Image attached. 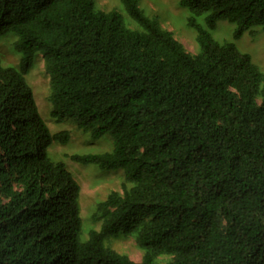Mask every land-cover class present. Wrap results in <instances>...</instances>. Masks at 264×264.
Here are the masks:
<instances>
[{
  "label": "trees",
  "instance_id": "obj_1",
  "mask_svg": "<svg viewBox=\"0 0 264 264\" xmlns=\"http://www.w3.org/2000/svg\"><path fill=\"white\" fill-rule=\"evenodd\" d=\"M119 12L94 0H0V264H264V73L235 42L264 32V0H177L189 54L138 0ZM233 28L217 42L218 24ZM41 56L55 122L77 121L110 152L72 163L121 172L86 237L80 188L49 149L51 133L26 82ZM118 236L135 263L107 246Z\"/></svg>",
  "mask_w": 264,
  "mask_h": 264
},
{
  "label": "rangeland",
  "instance_id": "obj_2",
  "mask_svg": "<svg viewBox=\"0 0 264 264\" xmlns=\"http://www.w3.org/2000/svg\"><path fill=\"white\" fill-rule=\"evenodd\" d=\"M99 11L109 13L121 11L118 0H94ZM140 8L148 16L156 17L161 27L170 32L180 42L185 50L195 55L196 45L193 33L185 27V12L178 8L177 0H138ZM125 16V15H124ZM233 28L226 23H219L217 30L212 34L218 42H231ZM12 39H0V59L5 67L18 68L19 58L13 52ZM235 45L239 52L248 54L252 61L264 73V32L254 37L245 34ZM26 82L30 87L34 101L41 119L45 122L51 133L67 131L68 143L65 145H54L49 149L52 160L62 162L80 188L79 206L82 221V232L86 237L90 228L99 229V224L89 223L95 206L103 201L113 191L120 192L122 180L121 172L99 171L93 165L81 166L72 163L67 157L71 155L85 156L110 152L112 150L111 140L108 136H102L95 140L89 134L79 130L77 121L71 118H63L62 122H55L51 117L49 104V79L45 73L41 56L34 59L31 70L26 76ZM107 246L114 252L127 256L131 261L139 263L142 252L137 248L133 239L123 236L110 239ZM168 258H160L159 264H165Z\"/></svg>",
  "mask_w": 264,
  "mask_h": 264
}]
</instances>
